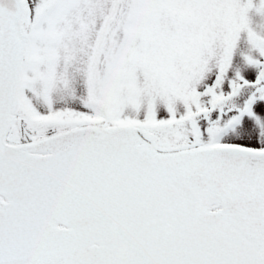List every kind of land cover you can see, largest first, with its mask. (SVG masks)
<instances>
[{
	"label": "snow or ice",
	"instance_id": "6c2138e0",
	"mask_svg": "<svg viewBox=\"0 0 264 264\" xmlns=\"http://www.w3.org/2000/svg\"><path fill=\"white\" fill-rule=\"evenodd\" d=\"M0 264H264V0H0Z\"/></svg>",
	"mask_w": 264,
	"mask_h": 264
}]
</instances>
